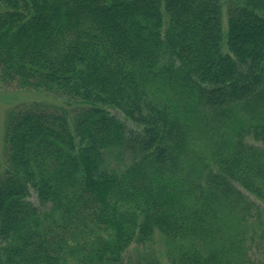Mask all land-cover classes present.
Wrapping results in <instances>:
<instances>
[{
  "label": "trees",
  "instance_id": "1",
  "mask_svg": "<svg viewBox=\"0 0 264 264\" xmlns=\"http://www.w3.org/2000/svg\"><path fill=\"white\" fill-rule=\"evenodd\" d=\"M0 85V264H264V0H0Z\"/></svg>",
  "mask_w": 264,
  "mask_h": 264
},
{
  "label": "rangeland",
  "instance_id": "2",
  "mask_svg": "<svg viewBox=\"0 0 264 264\" xmlns=\"http://www.w3.org/2000/svg\"><path fill=\"white\" fill-rule=\"evenodd\" d=\"M226 1V0H223ZM226 11L223 9V17H222V29L223 33L226 32ZM41 102L42 104L46 105H61L63 106V100L58 98H53L51 95L40 94L35 91L30 90H12L7 89L0 85V167L3 168V159H2V152H3V133H4V119L6 112L9 109H12L16 106L23 105V104H31ZM30 200L33 203H37L34 195L30 196ZM155 252H158V248H151ZM161 259L164 264L165 259L161 256Z\"/></svg>",
  "mask_w": 264,
  "mask_h": 264
}]
</instances>
